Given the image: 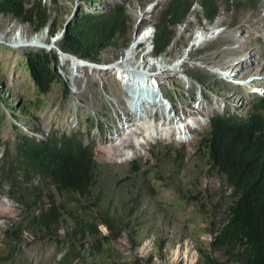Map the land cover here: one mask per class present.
<instances>
[{"label":"rangeland","instance_id":"rangeland-1","mask_svg":"<svg viewBox=\"0 0 264 264\" xmlns=\"http://www.w3.org/2000/svg\"><path fill=\"white\" fill-rule=\"evenodd\" d=\"M215 1L218 12L212 22L203 21L200 7L194 5L183 23L172 28L169 45L157 56H153L151 44L153 25L169 0H42L50 22L38 31L0 14V159L6 150L11 153L23 136L41 141L77 133L93 149L97 164L92 197L110 203L112 211L130 200L138 209L140 226L134 229L135 236L131 239L121 233L111 241L113 252L126 261L201 264L197 249L203 246L210 251L212 235L208 230L213 228L212 220L215 224L218 219L212 210L230 198V188L215 174L201 143L214 116L234 113L243 117L249 102L264 94V79L249 82L254 74L264 75V0L255 8L241 5L245 0ZM115 6H122L130 20L125 44L120 39L116 46H106L97 62L59 53L63 23L81 12L107 11ZM216 20L220 22L215 25ZM214 25L217 31L209 36ZM145 28L151 38L133 49V62L145 69L159 62L173 70L174 59L182 61L178 71L150 80V90L170 109L174 122L187 127L181 136L172 132L150 139L142 130L134 134L124 131L130 126L124 109L128 98L140 92H130L133 84L134 90L140 89L136 85L139 80L121 78L119 71L105 69L121 60ZM197 31L207 32L206 37L192 48ZM18 32L29 39L45 33L55 44L45 49L36 42L13 40ZM30 50L56 55L57 81L49 93L36 91L24 57ZM63 57L96 69L79 70V81L73 83L72 61L65 63ZM78 92L82 93L75 96ZM142 99L148 110L154 109L151 99ZM159 115L157 110L156 123L161 121ZM6 190L0 179V255L9 260L6 264H54L60 257L54 244L28 232L16 246V256L10 253L9 257L4 232L21 219V210ZM99 230L108 234L103 225ZM63 232L60 229V236ZM91 242L87 239L85 246ZM214 256L220 258L219 252Z\"/></svg>","mask_w":264,"mask_h":264},{"label":"trees","instance_id":"trees-1","mask_svg":"<svg viewBox=\"0 0 264 264\" xmlns=\"http://www.w3.org/2000/svg\"><path fill=\"white\" fill-rule=\"evenodd\" d=\"M260 1L245 0L241 5L255 8ZM196 4L203 21L215 19V0H169L153 25V56L166 49L172 28L181 25ZM0 14L26 22L36 31L50 22L42 0H0ZM60 30L62 52L97 62L106 46H116L120 39L125 44L131 24L123 7L115 6L81 12ZM24 57L37 93H49L57 81L56 55L30 50ZM201 146L231 194L225 205L212 210L218 219L208 230L210 251L203 246L197 249L200 263L264 264V96H255L243 117L214 116ZM96 173L93 149L77 133L41 141L23 136L11 153L6 150L0 159V179L7 186L6 195L21 210V219L4 232L9 257L16 256V246L28 232L54 244L60 254L54 264H139L124 260L111 248V241L121 233L135 236L134 229L140 226L136 204L130 200L112 211L110 203L93 198ZM99 225L107 235L101 234ZM87 239L92 242L85 246ZM216 251L220 258L214 256ZM7 261L0 255L1 264Z\"/></svg>","mask_w":264,"mask_h":264},{"label":"bare ground","instance_id":"bare-ground-1","mask_svg":"<svg viewBox=\"0 0 264 264\" xmlns=\"http://www.w3.org/2000/svg\"><path fill=\"white\" fill-rule=\"evenodd\" d=\"M219 22H220L219 20H216L215 25L219 24ZM215 25L212 28V31L210 32L211 35H209V36H212L214 33H216L217 30L215 29ZM205 33H207V32H205ZM205 33H203L202 31L195 32V35H194L193 40H192V45H191L192 48L194 46L198 45L199 42H202L205 39V37H206V36H204V35H206ZM44 34L45 33L41 34L37 38L32 37L31 39H29V38L22 36V34L20 32H18V37L17 38L14 37L13 40L19 39L20 41L28 42V43L36 42L37 44H35V45L38 47L45 48V49H51L52 48L51 44L54 45L55 42L52 43V41L51 42L48 41L46 35H44ZM137 38H138V40H136ZM137 38H135L133 40L132 46L129 48V50L127 52H125L122 55V58L118 63L112 64V65H110V67L105 69V70L109 69L110 71H114V70L119 71L121 78H125V77H128L130 79L131 78H133V79L138 78V80H139L138 82H136L137 83L136 85H138L140 87V89L134 90L135 84H133V85L131 84L132 89H130L131 90L130 92H132L133 94L135 91L136 92L140 91V92L137 93L138 95L135 94V96L129 97L128 98V105H126V106L124 105L125 106L124 116H125L126 120L128 119L130 121V126L128 128H126L124 131L128 134H131V133L134 134V133H137L139 130H142L143 133H145L146 136L150 139H156L158 135H162L165 133L167 135H169L172 132H176V134L178 136H181L184 134V132L186 131L185 129H187V127L183 123L179 124V123H177V121L174 122V119H173L174 117L170 115V109L166 110V108H165L166 104L162 103L159 99H157L158 98L157 95L153 94L152 90H150L151 89L150 86H152V84L150 83V80L152 79V77H156L157 75L164 74L167 71H178L180 68V65H182L181 64L182 61L180 58H175L173 61L175 68L173 70L172 69L171 70L166 69L165 65L161 64L159 62H158V64L152 63V64L148 65L147 69H145L143 66L141 67V65L138 64L137 62L136 63L133 62V56H134L133 49L141 43H146L151 38L150 30L148 31L145 28L140 33V36ZM0 39H1V37H0ZM10 40H11V38H10ZM10 40H9V42H10ZM29 45L32 46V44H27V46H29ZM69 60H70L69 57H67V58L63 57L62 58V61L65 63H67ZM70 61H72L73 68L75 69L71 72V79H72L73 83L79 81V78H80V75H78L79 70L84 69V68H92L90 66L83 64L82 62L75 60V59H71ZM92 69L94 70L96 68H92ZM152 72H155V73H152ZM142 85L144 87H142ZM79 93H82V92L75 93V96H78ZM144 96L151 99L152 104L151 103L150 104L152 106H154V109L148 110L149 108H146V106L143 103V99H142V98H144ZM157 110H160L159 116L161 117V121L156 123L155 119H154V115L156 114ZM131 111H133L134 115L136 116V119H134L135 117L129 115V114H132ZM189 122H191V121H189ZM107 150L110 151V149H107Z\"/></svg>","mask_w":264,"mask_h":264},{"label":"clouds","instance_id":"clouds-1","mask_svg":"<svg viewBox=\"0 0 264 264\" xmlns=\"http://www.w3.org/2000/svg\"><path fill=\"white\" fill-rule=\"evenodd\" d=\"M250 77H251L250 78L251 80L249 82L251 83H259L264 79L263 73L254 74L253 76H250ZM262 96H264V94ZM262 96H259V97H262Z\"/></svg>","mask_w":264,"mask_h":264},{"label":"water","instance_id":"water-1","mask_svg":"<svg viewBox=\"0 0 264 264\" xmlns=\"http://www.w3.org/2000/svg\"><path fill=\"white\" fill-rule=\"evenodd\" d=\"M62 35H63V32H62ZM59 53H63V54L71 55V54H69V53H64V52H62L60 49H59ZM71 56H73V55H71Z\"/></svg>","mask_w":264,"mask_h":264}]
</instances>
